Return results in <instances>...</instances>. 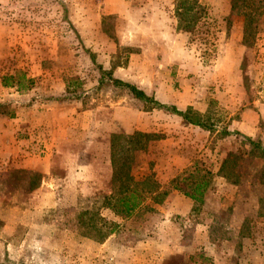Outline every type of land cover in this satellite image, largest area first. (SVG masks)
Returning <instances> with one entry per match:
<instances>
[{
  "label": "rangeland",
  "instance_id": "1",
  "mask_svg": "<svg viewBox=\"0 0 264 264\" xmlns=\"http://www.w3.org/2000/svg\"><path fill=\"white\" fill-rule=\"evenodd\" d=\"M87 2L97 15L95 4ZM212 3L199 0L207 22L201 30L186 33V59L192 67L189 69H194L186 77L188 90L183 91L176 81L174 68L167 75L183 101L207 104L205 113L187 108L210 126L204 130L186 125L179 116L156 108L150 101L137 100L128 89L111 81L114 69L126 65L131 53L143 52L135 67V72H142L138 76L141 81H147L146 71L159 59L153 60L154 48L147 44L134 43L132 48L118 45L120 22L125 17L138 19L137 10H129L125 16L102 17L105 36L117 45L111 55L109 47H95L94 51L85 46L79 34L86 23L85 9L78 0H0V264H210L200 260L201 254L205 260L218 259L212 264H264V156H244L248 144L243 137L247 136L236 127L237 122H231L240 119L246 102H261L264 111V17L258 21V32L245 36L242 17L231 11L233 0H215L217 9L213 10ZM4 76L9 77L11 87L2 85ZM222 102L236 103L224 107ZM59 107H63L60 113L70 108L74 112L118 108L123 126L135 121L137 114L140 125L131 133L123 132L122 126L107 139L96 133L101 126L92 125L91 155H81L77 114L62 119L57 117ZM50 108H58L50 117L36 114H52ZM65 127L73 131L67 140L60 137L69 133ZM257 128V136L247 138L264 148V119ZM135 132L152 134L153 138L130 139ZM113 135L117 136L113 156L121 178L115 187ZM52 137L65 152L81 156L86 167L94 162L91 171H77V176L62 182L65 171L58 154L38 164L37 173L24 169V152L35 156L48 153L46 142ZM84 140L89 141V136ZM229 152L243 158L236 171L237 184L218 173ZM105 161L110 162L111 175L98 177ZM28 163L35 165L33 159ZM195 168L212 177L203 204L194 205L178 194L179 199L169 201L171 207L165 206L172 192L171 180ZM43 177L46 184L41 188ZM147 179L158 185L161 194L167 192L161 204L143 192L146 199L129 218L115 216L102 207L105 196L112 194L114 201L121 198L117 188ZM87 210L99 211L116 233L108 247L102 246L105 240H97L98 236L84 235L88 229L78 219ZM169 210L173 212L174 234L164 235L161 231L169 224L163 225L161 212ZM151 227L156 235L150 232ZM141 236L161 242L181 240L187 248L163 261L152 247L149 252L155 258L140 261L133 257L141 251Z\"/></svg>",
  "mask_w": 264,
  "mask_h": 264
},
{
  "label": "crops",
  "instance_id": "2",
  "mask_svg": "<svg viewBox=\"0 0 264 264\" xmlns=\"http://www.w3.org/2000/svg\"><path fill=\"white\" fill-rule=\"evenodd\" d=\"M149 4H144V1L142 0H90V5L95 4L96 10L99 11L97 15H94L93 8H89V4L87 0H78L79 5L83 6L85 9V19L86 23L84 24V28L82 31H79V34L81 38L83 39V42L87 48L94 49V51L103 47H106L109 49L111 48V55L114 53V50L116 49L115 45L116 43L112 40H110L109 37H106L103 30H102V17L105 16H125L127 11H132L133 9L137 10L139 13V18L135 19L133 17H125L121 22V30L119 34H116V37H118V45L119 46H125L128 48L134 47V43H144L149 46H152L153 49V60L157 56H159L158 61H152L151 64H153L152 67H150L146 71L147 75V81H141L139 79V75L142 74V72H135L137 71L136 62L139 61V57L142 56L141 51L139 53H131L130 57L128 58V61L126 65L123 66H117L116 69H114L112 73V77L115 78V80L123 81L126 83H129L131 85H134L138 90L143 91L144 93H150L154 95V100L158 101L160 103L166 104V105H173L177 110L179 111H186L187 108H192L200 113H205L207 110V104L201 101H183L177 93L174 91V84L173 82L167 77L168 74H170L171 70L174 68V73L176 75V81L179 82L180 87L183 89V91L188 90L185 89V85L190 84V81L186 78L192 70L188 67L189 62L187 61V54L185 52L186 50V44L188 41V36L186 33L182 31H177L176 26L177 22L175 19V1L176 0H147ZM213 3L211 4V8L217 9V4L214 3L215 0H211ZM223 1V0H222ZM216 6V7H215ZM215 7V8H214ZM149 9V10H148ZM141 12L143 14H141ZM92 15H94L92 17ZM240 17H242V22L244 23V18L241 14H237ZM99 19V20H98ZM242 24V23H241ZM244 26V24H243ZM113 43L114 45L110 47V44ZM133 44V45H132ZM96 47V48H95ZM109 54L108 60H110L112 57ZM161 60V61H160ZM196 69V68H195ZM144 72V70H143ZM144 74V75H145ZM192 79V78H191ZM194 79V78H193ZM229 91V90H228ZM147 95V94H146ZM148 96V95H147ZM236 102H222V105L224 107H228L232 105L235 106ZM76 105L77 104H73ZM244 110L239 115L240 119L238 121L232 120V123H236V127H238L239 131L244 133L247 137L255 138L257 136L258 131L260 128H257V123H259L264 117L262 116L263 111V104L261 102H246V105L243 106ZM60 110L52 109L50 108L53 113L50 114L44 113L42 111L41 113L38 111L36 114L38 116H46L50 117L54 114L56 110H58L57 114L60 113L61 109L63 107H59ZM70 108V107H69ZM38 110V109H37ZM120 113V110L118 108H114V110H107V109H91L87 108L85 110H75L72 111V108L69 109L68 112H63L57 115V117H60L62 119L68 118L69 114H77V117L79 119L77 124V129H79L81 136V142L79 146L82 148V154L91 155V147L93 146L91 138L92 137V125H99L102 127V130L99 132H96L99 134V136H102L107 139L110 134L120 131L121 127L123 126V122L118 118ZM70 115V116H71ZM95 115V116H93ZM125 124V123H124ZM140 125V116L137 114L135 116V121L128 122L126 125H124V130L121 129L123 132L131 133L135 130L138 131V127ZM65 127L64 129H66ZM69 132L70 130L67 128L66 132ZM65 132V133H66ZM67 132V133H68ZM73 132V131H71ZM71 132L68 134H63L60 137H64L65 140L69 139L68 136H71ZM89 136V141H85L84 138ZM43 139H46L45 137ZM49 139L47 143V149L48 153L46 152L44 155L38 154V156H35L34 154H28L24 151L25 159L30 160L33 159L35 162V165L32 164H26L24 169H26L29 172L37 173L39 170L38 164H42L46 159H50L54 154L59 155V159L61 158V168L65 171V178L62 180L67 181L69 177L77 176V171L79 172H87L91 171L93 166L95 165L94 162H89V167H86L80 161L81 156L75 154V153H69L65 152L61 145L58 144L57 141H55L54 137L47 138ZM63 141V140H62ZM165 141H168L166 138ZM64 144V142H62ZM106 143V141H105ZM65 145V144H64ZM53 147V148H50ZM42 158H41V157ZM58 157V156H57ZM98 168L95 169L97 171ZM104 171V172H103ZM99 175L98 177L103 176H110L111 175V166L110 162L105 161V166L103 167L102 173H97ZM53 180V179H52ZM59 180V179H56ZM46 179L42 178V185H45ZM53 182L49 184H53ZM63 185V184H62ZM172 192L169 193L167 199L164 201V204L166 206L171 207V203L173 198L180 197L177 192L171 189ZM206 200V198H205ZM165 212V213H164ZM161 212V218L163 220L162 223L165 225L166 223L169 224V226H165L164 229H162L161 233L164 235H172L173 232V226L171 223V214H173L172 211H164ZM136 214H139L137 211ZM141 214V213H140ZM142 215V214H141ZM145 224V223H143ZM150 232L156 235V229L150 228ZM139 230V228H138ZM116 233L111 234L102 244V246H109L113 243L111 241L113 237H115ZM239 235V231L237 233ZM143 235V234H140ZM139 245H141V251H136L135 258L137 260H144L147 259L150 260L148 257L154 256L149 251L153 247V249L156 247V250L159 252V255L161 256L160 259L169 260L173 256H177V254H180L183 252V249L187 248V244L182 242L181 240L172 241L171 239H164L161 241H155L154 239H144L142 236L140 237ZM215 246V245H214ZM213 246V247H214ZM217 246V245H216ZM203 248L201 247L200 250ZM203 251H205L203 249ZM203 258V255H200ZM158 257V254H157ZM155 258V256L153 257ZM152 258V259H153ZM200 259L201 261H209L210 264L212 262H218L217 258H211V260H205ZM199 263V262H198ZM199 264H203L199 263Z\"/></svg>",
  "mask_w": 264,
  "mask_h": 264
},
{
  "label": "trees",
  "instance_id": "3",
  "mask_svg": "<svg viewBox=\"0 0 264 264\" xmlns=\"http://www.w3.org/2000/svg\"><path fill=\"white\" fill-rule=\"evenodd\" d=\"M177 6L175 7V18L177 22L176 29L177 31H183L188 34L194 33L196 30H201L202 26L205 25L203 23L207 22L206 13L204 8L199 4V0H177ZM237 12V14H241L244 18V35L248 36V34L258 32V21L261 17H264V0H233L231 5V11ZM193 13V14H191ZM201 22V24H199ZM110 75V73H108ZM22 80H24V76H22ZM111 81L117 85L124 87L129 90L130 94L134 96L137 100L141 101H150L156 108H163L170 113H173L181 118V120L186 125H192L195 127H199L204 130H209L210 126H208L201 117L196 113H191V110L179 111L173 105H166L160 102L155 101L154 99L149 98L142 91L138 90L135 86L121 82L119 80L111 79ZM2 85L4 87L9 86V77L4 76L2 78ZM19 85V84H18ZM20 88L19 86H17ZM192 115H194L192 117ZM116 135L111 137V150H113V154L111 157L112 165H113V182L115 187L116 181L120 182L119 172L117 168L118 160L115 158V145L114 139ZM152 139V134H146L141 132H135L130 139ZM245 143L248 144V150L244 152V156L254 158L259 156H264V148L260 143L253 141L250 138L243 137ZM143 147V146H141ZM141 147H137L140 148ZM126 151L124 149L121 150ZM114 155V156H113ZM118 157V156H117ZM242 155L235 154L229 152L227 157L222 161L219 176L224 178L226 181H230L232 184L239 183V176H236V171L239 166V160H242ZM116 168V169H115ZM211 174L207 171L195 168L194 170L186 171L177 177L173 178L170 182V188L182 195L184 198L188 199L194 205H202L204 202V196L206 191L208 190L211 184ZM129 181V176H127L123 182L126 186V182ZM124 186V187H125ZM147 187V188H146ZM119 190V194L121 198H116L114 201V196L111 195L105 196V202L103 204V208L110 210L115 216L129 218L144 202L146 197L144 195L151 197L152 201L156 204H161L163 199L167 196V192L164 194L159 192V187L152 180H145L142 182H137L132 185V187L117 188ZM161 195V196H160ZM160 196V197H159ZM79 223L84 228L88 229V232H84V235H95L98 236L97 240H106L114 230L108 226V224L103 221L101 218L99 211H84L79 216ZM101 241V242H103Z\"/></svg>",
  "mask_w": 264,
  "mask_h": 264
}]
</instances>
